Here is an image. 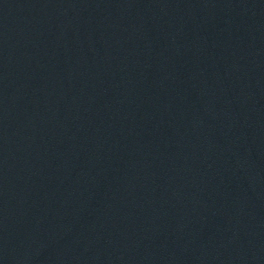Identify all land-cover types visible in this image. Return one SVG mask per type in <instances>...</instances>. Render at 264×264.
I'll list each match as a JSON object with an SVG mask.
<instances>
[{"label": "water", "instance_id": "water-1", "mask_svg": "<svg viewBox=\"0 0 264 264\" xmlns=\"http://www.w3.org/2000/svg\"><path fill=\"white\" fill-rule=\"evenodd\" d=\"M0 264H264V0H0Z\"/></svg>", "mask_w": 264, "mask_h": 264}]
</instances>
